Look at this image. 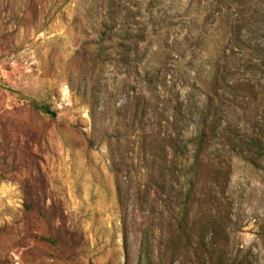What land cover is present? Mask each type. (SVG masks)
<instances>
[{"label": "rangeland", "instance_id": "obj_1", "mask_svg": "<svg viewBox=\"0 0 264 264\" xmlns=\"http://www.w3.org/2000/svg\"><path fill=\"white\" fill-rule=\"evenodd\" d=\"M115 2L0 0V256L8 264H138L150 211L138 198L149 164L137 143L165 133L182 103L183 186L210 111L219 128L207 158L232 168L222 198L233 214L232 256L264 264V157L255 166L241 146L250 137L264 144V0ZM104 28L144 40L128 62L108 60ZM132 88L148 107L145 131L130 137L123 108ZM123 158L131 174L120 171Z\"/></svg>", "mask_w": 264, "mask_h": 264}, {"label": "trees", "instance_id": "obj_2", "mask_svg": "<svg viewBox=\"0 0 264 264\" xmlns=\"http://www.w3.org/2000/svg\"><path fill=\"white\" fill-rule=\"evenodd\" d=\"M111 2L116 4L115 0ZM234 32H237L236 27ZM99 37L108 42V51H112L108 54V60L112 56H119L123 62H128L131 46L137 49L138 40H144V34L120 37L113 34L110 28L102 29ZM156 75L152 76L149 84H153ZM129 93L133 97L123 110L131 111L130 119L126 118V122L130 137H133L140 130L145 131L143 121L147 114L148 100L144 93L135 88ZM32 106L53 119L57 116L47 105L33 103ZM174 108L173 115L166 122L165 133H144L143 139L137 143L139 156L144 163L149 164L144 169L145 179L140 185L138 198L142 204H149L150 211L149 224L140 243L138 264H253L249 256H232L233 214L232 209L222 201L230 184L231 165L225 158L218 162L207 158L209 147L217 139V120L212 118L210 111L203 117L191 169L192 177L188 188H185L182 183V163L188 149V144H184L185 113L182 103ZM220 140L230 148L234 147L231 137L223 135ZM121 144L122 141L118 140L120 157L123 155ZM241 146H244V158L258 166L264 157L262 140L250 137ZM122 160L120 171L131 174L133 162L128 164L124 158ZM34 239L39 243L58 246V241L52 238L36 236ZM0 264L8 262L0 256Z\"/></svg>", "mask_w": 264, "mask_h": 264}]
</instances>
